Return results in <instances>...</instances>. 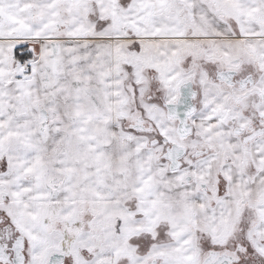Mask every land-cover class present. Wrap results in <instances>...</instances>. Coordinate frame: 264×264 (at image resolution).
Here are the masks:
<instances>
[{
  "label": "snow or ice",
  "instance_id": "obj_1",
  "mask_svg": "<svg viewBox=\"0 0 264 264\" xmlns=\"http://www.w3.org/2000/svg\"><path fill=\"white\" fill-rule=\"evenodd\" d=\"M0 264H264V0H0Z\"/></svg>",
  "mask_w": 264,
  "mask_h": 264
}]
</instances>
